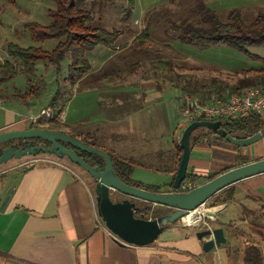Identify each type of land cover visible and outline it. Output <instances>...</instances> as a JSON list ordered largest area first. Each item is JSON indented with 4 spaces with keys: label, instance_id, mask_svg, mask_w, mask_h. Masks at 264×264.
<instances>
[{
    "label": "crops",
    "instance_id": "0c3cea01",
    "mask_svg": "<svg viewBox=\"0 0 264 264\" xmlns=\"http://www.w3.org/2000/svg\"><path fill=\"white\" fill-rule=\"evenodd\" d=\"M125 46L115 47L113 51L109 49L107 56L118 57ZM97 48L101 51V47ZM90 64V70L82 76L78 86H91L87 79L95 74V65ZM185 74L191 77L192 83H199L195 75ZM118 76L119 80L114 76H103L100 82H106L105 89H100L98 95L102 99L99 102L109 99L116 104L105 101L95 111L96 120L89 123L86 118H70L67 122L66 115L64 119L67 120L61 122V127L65 124L64 131L60 132L76 139L86 133L96 135L100 149L135 160L131 174L134 181L169 192L179 164L178 143L173 140L169 150L165 151L168 153L165 162L160 164L154 160L164 153L161 142L138 140L134 136L140 131L139 123H146L140 128L145 137L154 125L152 115L147 114L148 107L123 106L121 101L129 99L130 104H135L140 96L131 91V87H136L135 83L143 78L139 79L137 72L123 76L119 71ZM159 80L163 81V78ZM4 84H0V133L31 129L29 119L37 117L44 108L59 107L63 111L61 102L54 107L48 103L34 111L32 99L16 97V92L27 90L24 82L21 90L13 87L4 91ZM180 104L177 107L173 102L171 107L180 109ZM167 107L171 113L170 105ZM170 113L166 110L160 121L163 125L160 128L167 131L169 137L180 127L177 125L173 129ZM230 147L214 134L204 133L191 146L187 173L201 177L199 182L203 183L207 175L226 168H215L218 161L214 153H224ZM37 158L40 161L32 167H20L26 158L0 168V264H245L244 238L261 250L264 260V229L259 230L264 226V174L230 185L231 197L224 203L212 204L207 200L204 204L206 221L212 229L222 228L225 242L204 252L202 241L195 237L197 230L178 223L164 230L148 246L122 245L110 236L98 216L91 181L62 161ZM146 161L152 166L146 165Z\"/></svg>",
    "mask_w": 264,
    "mask_h": 264
},
{
    "label": "rangeland",
    "instance_id": "374dc122",
    "mask_svg": "<svg viewBox=\"0 0 264 264\" xmlns=\"http://www.w3.org/2000/svg\"><path fill=\"white\" fill-rule=\"evenodd\" d=\"M200 4L211 10L221 22H226L228 12L234 9L240 12L245 23H250L257 16L264 17V0H134L133 5H129L127 0H112L109 2L86 0L83 8L90 11L92 15L89 25L107 30L117 29L122 31L115 45L116 48L123 45L127 46L122 49L118 57L114 58H109L107 56L109 49L103 47H101V51L96 48V50L87 54L89 61L95 65V67L93 66L95 74L89 76L87 80L91 86L96 87H87L83 84L70 86L65 79L69 57L61 62L58 71L55 66L46 61H37L31 86H40V92L38 97L32 99L34 111L48 104L56 92L59 91L58 102H61L63 106L61 110H63L64 117L58 122H65L67 119V122H70V118H86V122H93L96 120L97 114L95 111L97 108L104 105L105 101L107 103L113 102L109 99L99 102L102 100L98 98L99 91L105 89L104 85H106V82H100V79L103 76H114L119 80V76L117 77L119 71L123 76L137 72L138 78L143 79L142 81L138 80L135 83L137 88L133 86L131 91H136L140 97L135 101V104L133 102L130 104L131 100L129 99H123L121 100L122 105L148 107L147 114L152 115L151 119L154 125L152 129L148 130L145 137L140 128L146 123L145 121L139 123L138 130L140 131L134 136H137L138 140L144 138L149 141L161 142L164 153L154 160L162 164L168 157L166 152L169 150L172 141L174 140L179 144L183 128L191 122L180 114L179 108L174 110L171 107L173 102L177 103V107L179 106L182 94L179 88H176V82L171 73L165 74L154 71L153 65L156 60L171 61L177 72L191 73L195 75L201 84L210 83L215 78L219 83L231 86L238 81H244V75L264 71V44L248 47L247 52H244L225 46H194L181 42L177 38L182 23L192 24L197 28H207L209 26L202 21L201 14L197 12ZM54 8L55 4L51 0H0V64L5 60H11L6 51L9 44H14L20 48L39 46L47 52L55 48L58 40L49 39L41 43H34L25 30L27 23L34 22L43 26L48 25L50 23L48 10ZM142 32L146 33V37L140 39ZM134 64H140L139 69L135 72L131 70ZM162 78L163 81L159 80ZM25 80L24 75L18 73L15 79L5 82L3 90H12L13 87L21 90L26 85ZM86 88L92 89L85 91ZM132 101L134 100L132 99ZM113 104L116 103L113 102ZM168 104L171 113L167 107ZM166 110L170 113L169 117L173 129L175 130L176 126L180 125L175 134L171 133L170 137L167 131L160 128L163 126L160 121L162 122V119H164L162 115H166ZM66 115L67 119L65 120ZM63 126L60 129L61 131H64ZM32 128L46 129L47 124L43 121L40 124L33 125ZM230 146L229 150L224 153L220 151L214 153V157L218 161L214 164L215 168L229 167L233 164L238 166L242 161L252 162L256 158L264 156V138L243 148ZM26 158L29 159L32 156L23 157L20 160L11 158L9 161L1 163L0 168L13 162H21ZM64 163L68 164L65 161ZM146 165L152 166L149 161H146ZM72 168L91 181L86 173L75 167ZM140 180L146 179L140 178ZM91 185L94 193L92 181ZM114 193L112 192L111 197L115 196ZM133 201L137 205H145L141 201ZM205 207L207 206L205 205ZM150 208L155 213H152L149 216L150 218L172 212L157 205H151ZM177 223L182 225L181 220ZM196 228H192V230ZM262 229H264V226L259 228V230Z\"/></svg>",
    "mask_w": 264,
    "mask_h": 264
},
{
    "label": "trees",
    "instance_id": "16d2710c",
    "mask_svg": "<svg viewBox=\"0 0 264 264\" xmlns=\"http://www.w3.org/2000/svg\"><path fill=\"white\" fill-rule=\"evenodd\" d=\"M55 4L54 9L48 10V16L50 23L46 26L38 23H27L25 30L28 32L30 39L34 43H41L49 39L58 40L55 48L50 52L42 50L39 46H31L27 48H20L14 44H9L6 47L7 55L11 60H5L0 64V84L8 80L14 79L18 73H22L25 77L27 90L24 93L16 92V97L22 100L34 99L38 97L40 92V86H31L33 83V75L35 72V63L39 60L46 61L50 65L56 67L57 71L60 69L61 62L69 57V62L66 66L65 72L67 73L65 79L68 81L70 86H74L79 82L82 76L87 73L91 64L87 58V54L93 51L97 47H103L106 49H115L116 41L122 31L113 29L107 30L102 27H93L89 25L92 20L90 11L83 8L86 0H51ZM101 2H109L112 0H98ZM129 5H133L134 0H127ZM201 19L206 22L209 26L207 28H197L192 24L182 23L179 27V34L177 38L181 42L194 45V46H225L234 50L247 52V48L251 46H259L264 44V17L257 16L250 23H245L242 20L240 12L236 9L228 12L227 21L221 22L218 20L216 15L209 10L203 4L198 5ZM146 37V33L142 32L140 39ZM140 64H134L131 67L132 71L139 69ZM153 69L159 73H171V76L176 82V88L178 87L181 94H207V93H219L225 94L230 97L235 94H240L243 90L249 87H263L264 88V71L252 72L245 76L244 81H238L235 85H226L219 83L218 80H213L207 84H201L198 82H191V77L185 73L177 72L171 61L158 60L154 63ZM59 91L56 92L55 96L49 102L51 107H54L59 99ZM57 112L60 111L59 107L53 108ZM47 124L46 130L61 131V123L55 119H48L45 121ZM42 123L39 120L35 124ZM223 128L231 135L240 136H251L258 132H264V114L263 115H249L247 117H239L234 119L223 120ZM30 124L29 128L33 125ZM197 132V133H196ZM193 133L194 138L191 140V146L198 142L204 133L214 134L206 130H197ZM199 132V133H198ZM215 135V134H214ZM215 137L226 143V141L215 135ZM81 142L90 147L99 148L97 144L96 135L86 133L79 137ZM41 145L49 147V144L41 139L32 140H18L11 141L0 145V155L2 152L13 147L15 149H26L27 147H34ZM70 148L68 145H64ZM179 156L178 163L180 162L182 149L177 145ZM100 149V148H99ZM77 155L81 157L88 165L92 167H98L100 169L104 166V160L88 153L80 152L75 150ZM105 151L112 162L113 169L116 176L124 184L141 188L150 192L160 193L158 186L144 185L140 182H136L131 178V174L135 167V160L132 158L121 157L107 150ZM32 157L47 156L57 161L67 162L68 166L75 167L85 173L79 166L72 163L69 159L64 156L57 157L53 154H47L38 152ZM27 157V156H26ZM258 158L256 160H259ZM248 163L247 160L242 161L238 166ZM237 167V164H233L230 167L224 168L219 173H211L204 178V182L214 178L218 174ZM89 177V175H87ZM90 178V177H89ZM201 177L196 175H190L186 173L184 181H188L191 184L189 189H179V192H188L190 189L202 184L199 182ZM92 183L95 182L90 178ZM203 182V181H202ZM203 182V183H204ZM172 187V183L170 184ZM230 186L222 189L220 192L212 196V204H221L228 200L231 196ZM169 192H174L172 188ZM113 201H120L125 198L119 193L115 192ZM145 205H137L138 207L134 211L135 217L149 218L152 212L150 206L152 204L145 203ZM161 207V206H159ZM170 210L166 207H162ZM169 213V212H168ZM155 214V213H153ZM157 217V216H154ZM173 224H166L164 230ZM163 230V231H164ZM243 236V235H242ZM245 264H264V260L261 256V250L254 245V243L244 238L243 247Z\"/></svg>",
    "mask_w": 264,
    "mask_h": 264
},
{
    "label": "water",
    "instance_id": "95a60500",
    "mask_svg": "<svg viewBox=\"0 0 264 264\" xmlns=\"http://www.w3.org/2000/svg\"><path fill=\"white\" fill-rule=\"evenodd\" d=\"M200 129L210 131L223 138L228 144L240 148L250 146L264 138V132L261 131L251 136L231 135L224 130L222 121L199 120L189 123L184 128L179 141L182 155L172 183L174 192L155 193L124 184L116 176L111 159L105 151L87 146L80 140L56 130L23 129L0 133V145L11 141L32 139H41L49 144V147L37 145L23 150L9 147L0 155V164L9 161L11 158L19 160L38 152L66 157L95 182L96 209L105 228L116 236L122 245L143 247L154 243L163 232L166 224L177 223L188 212L204 205L207 200L222 189L241 180L264 174V158H261L228 169L188 192H179L187 173L193 133ZM64 145H68L70 148ZM75 150L103 159V168L88 165L77 155ZM112 192H117L125 198L120 201H113ZM133 200L166 207L172 212L156 218L135 217L134 211L138 207ZM200 228H197L195 237L202 241L204 252H208L215 246L219 247L225 242L222 228L212 230H201Z\"/></svg>",
    "mask_w": 264,
    "mask_h": 264
},
{
    "label": "built area",
    "instance_id": "2783aa9c",
    "mask_svg": "<svg viewBox=\"0 0 264 264\" xmlns=\"http://www.w3.org/2000/svg\"><path fill=\"white\" fill-rule=\"evenodd\" d=\"M180 114L190 122L199 120L209 121H223L239 117H247L249 115H263L264 114V88L249 87L243 90L240 94H235L227 97L225 94L207 93V94H184L181 98ZM61 111L47 107L40 111L35 118L29 119L31 124L37 123L39 120L45 121L48 119H55L59 121L63 119ZM40 158L32 157L20 164V167L27 168L34 166ZM190 183L183 182L181 189H189ZM204 205L190 211L186 216L194 213L196 221L193 223H184L183 217L181 219L182 225L195 228L201 227V230H212L211 226L206 221ZM196 228V230H198ZM107 230V229H106ZM108 231V230H107ZM111 237L116 241L121 242L116 236L108 231Z\"/></svg>",
    "mask_w": 264,
    "mask_h": 264
},
{
    "label": "bare ground",
    "instance_id": "6f19581e",
    "mask_svg": "<svg viewBox=\"0 0 264 264\" xmlns=\"http://www.w3.org/2000/svg\"><path fill=\"white\" fill-rule=\"evenodd\" d=\"M260 88H263V87H260ZM207 121H209V120H207ZM195 221H196V215L194 213H192L189 216H186L185 218H183V222L184 223H193Z\"/></svg>",
    "mask_w": 264,
    "mask_h": 264
}]
</instances>
